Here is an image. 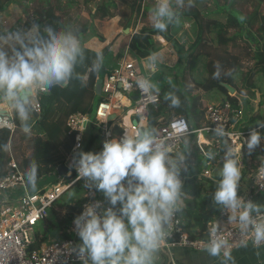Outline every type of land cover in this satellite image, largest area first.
<instances>
[{"label": "clouds", "instance_id": "1", "mask_svg": "<svg viewBox=\"0 0 264 264\" xmlns=\"http://www.w3.org/2000/svg\"><path fill=\"white\" fill-rule=\"evenodd\" d=\"M174 17L171 0H156L150 15L155 29L165 31ZM83 58L84 49L73 30L47 27L42 33L38 25H33L26 31L0 35V104L11 109L22 122L23 131L28 132L37 90L67 86ZM102 60V51H97L89 71L98 72ZM157 60L156 55L148 58L149 71L156 70ZM136 86L144 93L153 90L144 78H139ZM166 99L171 106H179L174 95ZM9 122L7 111L0 110V127ZM216 134L224 135L222 129ZM261 140V134L252 130L240 148L246 143L251 151ZM235 156V149L226 146L212 199L232 213L230 218L238 222L240 231L251 232L254 244L259 246L264 244V222L253 215L258 211L255 204L237 194L241 171ZM208 158L215 156L209 153ZM183 163V157L169 154L150 127L141 128L136 135L124 133L118 139L105 140L99 152H79L74 160L77 179L101 192L108 205L100 201L87 204L74 218L82 264H154L155 254L169 235L168 226L181 208ZM36 172L32 164L26 173L29 184L35 183ZM205 250L212 257H219L223 250L225 260L232 259L226 241L216 230L210 234Z\"/></svg>", "mask_w": 264, "mask_h": 264}, {"label": "trees", "instance_id": "2", "mask_svg": "<svg viewBox=\"0 0 264 264\" xmlns=\"http://www.w3.org/2000/svg\"><path fill=\"white\" fill-rule=\"evenodd\" d=\"M72 1L75 2L76 0ZM89 1L91 0H86V2ZM142 1L143 0H95V5L92 9H89L88 19H83V21H81L76 17L80 22L74 20L73 25L64 27H54L43 20L42 17L25 20L26 27L38 25L42 33L47 27H52L57 31L73 30L78 35L82 48L84 49V58L77 64L73 78L69 81L67 86L54 85L45 90V92L37 91L36 98L40 105L37 124L40 128V132L29 137L31 153L23 157L21 161L34 160L39 176L41 174L55 172L57 166L64 163L67 153L72 147L73 135L68 134L67 127L65 126V120L68 115L80 111L89 114L91 118H93L95 111L93 102L96 98L97 105L101 100V97L97 96L94 92V79L99 71H101L100 74L102 75L103 69L112 55V52L110 51L109 45L104 46L99 50L103 53L100 70L94 73L87 71L94 62L97 51L84 47L85 35L92 34V36H97L101 41L104 40L103 36L95 31L93 19L113 17L114 9L117 7L118 3L122 2L130 9L129 19L124 25V28H134L138 15L139 17H145L147 12L151 11L156 4L153 0H146L145 5L142 6ZM242 1H246L252 5L251 11L243 10L239 6V3ZM9 2L19 3L20 1L0 0V11L3 10L5 5ZM148 2L150 5L146 4ZM171 3L175 12V17L173 21L168 24L165 31L161 32L153 26H142L131 36L129 41V53L135 58H144L155 53L156 47L154 45L153 36L159 35L172 44V48H174L177 53V62L179 65H182L180 69L181 74L174 72V66L167 70L162 69L160 72L158 71L156 79L157 83L160 84V100L156 108L153 106L149 107V118L154 119L155 122H157L160 117L162 120L167 121L173 115L184 113L185 106L175 109V107L171 106L170 99H166V97L172 94L177 98L184 99V103L187 102L186 95L182 92L183 89L178 82L181 81L182 83L184 81V76L187 72L190 74L193 73L203 55H207L198 49L208 43L210 39V41H214L216 44L227 48L236 45L238 41L243 42L247 45L248 49L252 50L254 63L245 73L242 78V83L248 95L257 96L256 85L251 82L250 79L255 72H259L264 76V0H171ZM222 13L226 14L225 18L221 16ZM181 18L192 21V26L195 30L192 41L185 40L181 42L174 36L179 29V26L177 28V19ZM75 21L77 24H75ZM206 33L209 34V39L205 36ZM150 50H152V52H150ZM121 54V52L117 53L115 59H119ZM206 65L207 67L209 66V69L211 68L210 63ZM212 70L211 68L209 71L212 72ZM86 73L88 74V79L84 81L83 78ZM160 76H162V79L158 81ZM211 82H214V86L222 90L226 96H228L230 90L225 85L231 86L238 92L232 76H230L227 81L214 77V79H211ZM203 85L206 86V83L199 82L198 84V86L201 87H203ZM206 88L208 89L209 86ZM196 98L197 97H193V100H196ZM259 101L258 105L261 104V99H259ZM171 108L174 110L173 113H171ZM191 111L195 114L200 112L196 111L194 101L191 106ZM245 118L246 121L238 125L240 129L250 130L261 125V123L255 120L258 118L256 115ZM12 122L16 128L20 127L22 124L13 112ZM191 128L193 127L191 126ZM88 129H90L91 133L87 134L88 136L84 142L83 149H94L96 153L98 148H94V146L95 142L98 140V130L94 125H90ZM121 133L122 128L118 126L113 127V134L115 136ZM262 136L264 139V131L262 132ZM9 138L10 130L8 128H0V166L4 162V159L7 158L6 146ZM262 151L263 150L258 151L257 154H260ZM222 155H224V152H221L217 158H214L213 164H215L217 159ZM242 160L243 170L241 171L237 188V194L241 199L247 194L246 181L251 171L250 169L248 170L249 165L246 157L242 156ZM252 167H254V164H252ZM199 171L200 170L195 172L191 171L190 173L183 169L180 171V179L183 182L181 189L183 193L181 198L185 199L184 204L181 205L180 211L178 212V216L182 228L186 230L192 238H203L206 234L207 223L214 219H218L222 209H224L223 206L216 205L212 199L220 177L213 178L211 176H204L203 174L200 175V173H198ZM24 173H27L26 168H24ZM198 178H200V180H198ZM54 180L56 181L55 176L52 178L53 182H55ZM76 185H82L84 188L85 181L80 179ZM186 196L191 197V200L186 199ZM80 201L81 199H78L75 203L70 205L65 203L63 206L66 207V209L62 214H57L53 206L50 210V213L53 212V218H46L41 223L37 231V242L33 243L31 247L35 248L40 243L44 242L48 234H58L59 238L67 237L65 228L76 214Z\"/></svg>", "mask_w": 264, "mask_h": 264}, {"label": "built area", "instance_id": "3", "mask_svg": "<svg viewBox=\"0 0 264 264\" xmlns=\"http://www.w3.org/2000/svg\"><path fill=\"white\" fill-rule=\"evenodd\" d=\"M153 1L156 3V0ZM147 58H135L127 49L114 67L108 69L103 75L96 74L94 90L98 79H101L100 95H98L101 100L95 107L93 118L80 111L73 112L66 118L65 126L68 134L73 135V144L63 163L67 167L66 173L63 175L57 174L56 171L50 173V176H55V182L51 180L44 186H30L20 162L11 155L4 159L0 166V264H82L78 255L80 239L75 231L74 218L87 204L100 201L105 207L108 206L107 201L94 189L83 188L76 214L65 228L67 237L55 238L48 235L47 239L37 247L31 246L37 242L39 224L49 217L50 210L63 194L79 181L74 166V160L79 152L95 153L94 149H83L88 127L94 125L98 130L100 143L97 152H99L105 140L118 139L126 133V121L134 127L133 135L139 132V128L148 125L150 120L148 109L150 106H157L160 91L153 85L150 93H144L136 86L139 78L150 81L156 71L148 70L145 61ZM89 69L88 72H90ZM146 70L148 72H145ZM116 94L126 98L129 103L124 105L115 102L113 99ZM133 96L136 98L133 99ZM258 102L259 99L247 93L238 94L235 90L229 91L224 99L213 101L205 106L203 116L206 122L202 127L191 128L188 118L178 114L167 121L159 118L151 129L157 140L167 146L171 156L180 153L187 135L196 132L200 135L203 132L212 134L211 141H199L198 138L196 140L197 149L205 159L202 174L210 176L214 159L208 158L209 153L214 154L216 158L224 152L226 146H231L237 155L245 147L240 148V144L247 140L249 133L261 127L243 130L238 126L242 117H249L257 111ZM32 112L36 117L40 113V105L37 101L32 104ZM112 114L115 115L114 119H110ZM8 118L10 122L0 128H8L13 133L16 126L12 122L11 115ZM133 118L137 119V125L132 123ZM114 121L116 126L122 128V133L118 136L113 134ZM221 129L223 136L216 134ZM246 185L247 194L242 200L254 203L255 198L264 192V148L255 160ZM253 215L259 222H264V209L254 212ZM213 230H216V234L226 241V248L230 254L247 246H264V244L259 246L254 244L251 232L242 233L238 223L222 227L214 221H209L205 236L192 238L182 228L176 213L167 229L169 235L158 251L161 262L166 257L163 254L172 256V253L177 250L207 253L205 249ZM221 256H223V250Z\"/></svg>", "mask_w": 264, "mask_h": 264}, {"label": "rangeland", "instance_id": "4", "mask_svg": "<svg viewBox=\"0 0 264 264\" xmlns=\"http://www.w3.org/2000/svg\"><path fill=\"white\" fill-rule=\"evenodd\" d=\"M20 1L17 5V8L14 11H19L22 17L20 18L21 21L30 20L32 18L42 17L48 23H51L54 27H64L68 25H73L74 20L79 18V20L83 21V19L89 18V9L95 5V0H91L86 2V0H18ZM146 1H142V6L145 5ZM150 5V3H146ZM121 3L117 4V7L114 9V13L120 17L125 18L127 14H124V9L120 6ZM7 6V5H6ZM185 6V5H184ZM239 6L243 10L251 11L252 5L246 1H242L239 3ZM152 11V10H151ZM151 11L147 12L145 17H138L137 18V26L138 29L140 26H153L150 15ZM221 16L223 18L226 17L225 13H222ZM77 22H80V21ZM102 22L110 21V19H101ZM100 21V22H101ZM75 21V24H77ZM98 23L99 27L101 23ZM179 29L174 36L179 41L190 40L192 41L194 38V28L192 26V21L181 18L177 19V28ZM135 28V31L137 29ZM134 30V29H133ZM129 34V33H127ZM205 36L209 39V34L206 33ZM126 39V38H125ZM211 40V39H210ZM203 46H201L198 50H201L203 53L207 55L201 58L200 63H198L197 68L193 71V73L187 72L184 76V81L181 83L183 90H185L188 94H195L200 93L204 95V99L207 102H212L213 100L219 101L225 98V93L222 90H219L217 87L214 86V82H211V79L214 77H218L223 81H227L230 76L233 77V81L235 83L236 90H238V94L247 93V90L243 88V80L245 73L253 66L254 60L252 58V50L247 48V45L243 42H237L236 45L229 46L228 48L225 46H221L216 44L214 41H210ZM154 45L156 47V51L153 55L158 57L157 63L160 65L159 72L162 69L175 67L174 72L180 73V69L182 65H179L177 62V53L175 52L174 48H172V44L164 38L154 35L153 36ZM122 43V42H121ZM125 41L121 44L118 51L122 50L125 46ZM149 58V56H148ZM148 58L145 60L146 63L148 62ZM177 63V64H176ZM207 63H210L211 68L213 69L212 72L209 71L210 69L207 67ZM176 64V65H175ZM157 65V67H159ZM163 66V68H161ZM167 70V69H166ZM181 74V73H180ZM156 75H153L150 78V82L152 85L160 86L157 83ZM169 79V78H168ZM210 79V80H208ZM251 82L255 83L256 85V92L257 96L256 99H261V104L258 105L257 112L252 115H256L258 118L255 120L258 123H261V127L259 130H255L259 132L262 136V132L264 131V76L259 73L255 72L254 75L250 79ZM199 82L206 83V86L203 87L198 86ZM209 86L207 89L206 87ZM215 98V99H213ZM96 98L93 102V108L95 110L96 107ZM260 102V101H259ZM258 102V103H259ZM205 103L204 105H206ZM246 121L245 117L241 118L239 124H242ZM253 123V122H252ZM251 123V124H252ZM35 132V127L32 128V132ZM22 130L16 129L14 134L12 135V139L9 142L7 147V156L10 154L17 160L21 161L22 157H25L27 153H31V148L29 147V138L23 137ZM249 136V135H248ZM247 136V138H248ZM264 139L262 136L261 143L257 145L253 150L249 151L245 147L239 151V153L235 156L238 161V166L240 167V171L243 170V160L242 156L246 157L248 162V170H252V164L255 163L257 160V152L263 150L264 148ZM223 157V156H222ZM195 158L197 160V165H203L205 159L195 153ZM34 160H26L24 162L21 161V166L24 171V168L29 170L30 166L34 164ZM252 163V164H251ZM223 159L218 161L215 168L212 170L211 177L217 178L220 177V167H222ZM203 167V166H202ZM212 168V167H211ZM251 172V171H250ZM50 173L41 174L39 176L38 171L36 172V180L34 184H30V186H44L45 184L51 181ZM83 191L82 185H74L69 190H67L63 196L55 203L54 210L57 214H62L66 207L63 205L65 203L71 204L75 203L78 199L81 198V194ZM100 196H103L101 192H99ZM264 192L262 196L259 198H263ZM49 219L53 218V212L49 213Z\"/></svg>", "mask_w": 264, "mask_h": 264}, {"label": "crops", "instance_id": "5", "mask_svg": "<svg viewBox=\"0 0 264 264\" xmlns=\"http://www.w3.org/2000/svg\"><path fill=\"white\" fill-rule=\"evenodd\" d=\"M120 3H121L120 6L125 10L124 14H127V12H128V15H126L125 18L120 17L114 13L113 17L107 18V19H110V21H107L106 23L102 22L101 19H99V18L93 19L95 31L103 36V39H104L103 41H101L97 36H92V34H87L84 37V43H83L84 47L89 48L91 50L99 51L106 45H109V47H110V51L112 52V55L110 56L107 64L105 65L102 75L108 69L114 67L117 64L118 59H115V55L117 53L121 52L122 53L121 56H122L123 53H125L127 49L129 51V41H130L131 36L134 33H136L142 27V26H140L138 29L136 28L137 21H138L137 20L134 28L129 27L130 28L129 34L123 33V30L125 29L124 25L126 24V22L129 19L130 9L124 3H122V2H120ZM17 4L18 3H15V2H9L6 4L7 6L5 5L4 9L0 11V35H7L9 33H15L18 31H26L32 27V26L26 27L25 21H21V19H20L22 17V15H20V12L14 11L18 6ZM138 17H139V15H138ZM99 22L101 23L100 27L98 25ZM135 28L137 29V31H135ZM124 41L126 43L125 46L122 48V50L118 51V48H120L121 44ZM157 65H158V63L156 64V71L153 73V75H156L159 71L160 65H158L159 67H157ZM161 68H163V66ZM166 69H168V68L166 67ZM100 72L101 71L98 72L99 75H101ZM145 72H148V70H146ZM87 79H88V74L86 73L83 80L86 81ZM180 82H178V84L181 86ZM154 86H156L160 90L159 86H157V85H154ZM181 88H182V86H181ZM182 92L186 95V98H187L186 101L187 102L184 103V101H183L184 99L178 98L180 101L178 107L185 106V111L181 115H185L188 118V120H189V122L193 128L202 127L206 122L204 119V116H203V110H204L205 106L211 102L208 103L207 100L204 99L203 94H200V93L199 94L198 93L188 94L185 90H182ZM193 97H197L196 100H193ZM225 97H226V95H225ZM213 99H215V98H213ZM36 101H37V98L35 95L32 98V104L35 103ZM193 101L195 102L196 111H200L196 114L194 112H192L193 110L191 111V106H192ZM213 101H216V100H213ZM127 102L129 103V101H127ZM205 103H207V104L204 105ZM124 105H127V104H124ZM156 107H154V108H156ZM175 109H177V107H175ZM0 110L7 111L8 116L11 115V119H12L11 109H8L5 105L0 104ZM173 111L174 110L171 108V113H173ZM38 118H39V114L36 117L35 113L32 112V115L30 116V119L27 122L28 126H29V131L28 132L23 131V124H21V126L16 128V129L22 130V132H23L22 136L29 138V137L33 136L35 133L40 132V128L37 124ZM114 123H113V125L115 127L116 121H114ZM33 127H35V130H36L35 132L34 131L32 132ZM129 129H130V124L126 121V131H128ZM14 132L13 133L10 132V138L7 142L6 150H7V147H9L8 144L11 141L12 135L14 134ZM89 133H91V131H90V129H87L86 137L88 136L87 134H89ZM199 135L200 134H198L197 132L187 135L184 138V142H183L180 153L177 155H173L172 157H177V156L183 157L184 163H183V165H181V167H183L182 168L183 170H187L188 173H190L191 171L195 172V171L200 170L198 173H200V175H202L204 163H203V165L196 166L197 160L195 158V153H197L199 156L203 157L197 149L196 140L198 138L199 141H203V140L211 141L212 134L203 132V133H201L200 136ZM99 143H100V141L98 139L95 142L94 148L95 147L98 148ZM29 147L31 148L30 142H29ZM28 155H30V153L26 154V156H28ZM9 156H7V157H9ZM222 156L217 159L215 164L212 165V168L210 170V176L212 174V170L215 168L218 161L223 159ZM20 165H21V163H20ZM50 177L52 180L53 176H50ZM198 180H200V178H198ZM181 182H182V180H181ZM98 193H99V191H98ZM260 196H262V194ZM101 197L103 199H105L104 196H101ZM184 199L185 198H181V201H182L181 205L184 204ZM186 199L191 200V197L186 196ZM254 204L258 210L264 209V196H263V198H259V196L257 198H255ZM231 215H232V213H230L228 210L222 209L220 217L218 219H214L212 221L216 222L217 224H219L222 227H227V226H231V225L238 223L237 221L232 220L230 218ZM237 215H238V213H237ZM40 225L41 224H39V226H38V230L40 228ZM49 236L59 238L58 234H50ZM163 256L165 257L166 255L163 254ZM231 257H232L231 260L226 261L224 256L220 255L219 257H212L208 253H200V252H193V251H186V250H183V251L177 250V251L172 253V258L175 261L181 262L183 264H264V246H261V247H252V246L243 247V248L237 250L236 252L232 253ZM161 261L162 260L159 257L158 252H157L155 254V257H154V264H161L162 263Z\"/></svg>", "mask_w": 264, "mask_h": 264}, {"label": "water", "instance_id": "6", "mask_svg": "<svg viewBox=\"0 0 264 264\" xmlns=\"http://www.w3.org/2000/svg\"><path fill=\"white\" fill-rule=\"evenodd\" d=\"M129 31H130V28H125L123 30V33L127 34V33H129ZM150 52H152V50H150ZM161 79H162V76L159 77L158 81H160ZM225 86L230 90V92L234 91V89L231 86H229V85H225ZM100 88H101V79H98V81H97V83L95 85V93L97 95H100ZM135 98H136V96H133V99H135ZM3 111H5V110H3ZM114 117H115V115L112 114L110 116V119H114ZM132 123L134 125H137V119L133 118L132 119ZM154 123H155V120L154 119H150L149 122H148V125L146 127H150L151 128ZM140 130H141V128H139V131ZM56 171H57V173L59 175H63V174L66 173L67 167L64 164H60V165L57 166ZM161 264H183V263L175 261L172 258V256L166 254V257H165L164 261Z\"/></svg>", "mask_w": 264, "mask_h": 264}, {"label": "bare ground", "instance_id": "7", "mask_svg": "<svg viewBox=\"0 0 264 264\" xmlns=\"http://www.w3.org/2000/svg\"><path fill=\"white\" fill-rule=\"evenodd\" d=\"M113 100L118 103L128 104L127 102L128 100L124 97H120V94H116ZM134 133H135V129L134 127H132V125H130V129L126 131V134L133 135Z\"/></svg>", "mask_w": 264, "mask_h": 264}]
</instances>
